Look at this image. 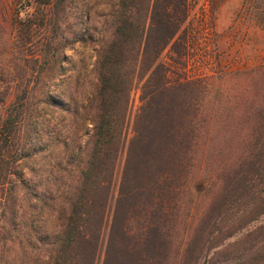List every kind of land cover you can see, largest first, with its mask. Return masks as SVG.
Segmentation results:
<instances>
[{"label":"trees","instance_id":"1","mask_svg":"<svg viewBox=\"0 0 264 264\" xmlns=\"http://www.w3.org/2000/svg\"><path fill=\"white\" fill-rule=\"evenodd\" d=\"M17 1L11 26L36 51L25 68L33 81L0 95L7 196L12 177L24 184L16 165L30 157L21 136L29 140L23 130L34 112L65 109L52 91L64 50L96 43L95 84L82 112L93 131L76 155L70 190L52 197L59 233L46 264H201L214 250L207 264H224L215 256L232 249L242 256L228 264H263L264 235L251 232L234 248L226 242L264 215V65L221 78L191 75L198 38L188 26L191 0H117L97 40L88 17L66 25L69 0H39L35 13L29 0ZM136 80L141 106L128 140ZM221 158L226 168L209 174L207 165ZM28 198L44 204L47 195L29 190L30 207Z\"/></svg>","mask_w":264,"mask_h":264},{"label":"rangeland","instance_id":"2","mask_svg":"<svg viewBox=\"0 0 264 264\" xmlns=\"http://www.w3.org/2000/svg\"><path fill=\"white\" fill-rule=\"evenodd\" d=\"M29 1L32 13H35L40 2ZM69 1L72 6L67 10L66 25L71 26L76 17H88L89 28L96 32L94 39L97 40V32L117 0ZM17 2L0 0V95L7 91L13 93L18 83L28 82L30 76L25 68L30 71L34 66L35 47L22 42L11 26ZM263 3V0H191L192 13L188 26L198 37L192 45L195 52L191 75L221 78L227 72H245L263 66ZM88 34L86 32V37ZM95 45L87 39L85 43L72 44L64 50L65 71L56 80L52 91L62 97L65 109L44 113L39 108L37 113L34 112V124L27 132L23 130L29 135V140L26 141L23 134L21 146L26 145L30 157L22 159L16 166L24 184L12 177L13 196H7V190L4 191L6 194L0 192V264H46L48 260V244L53 243L59 233L58 213L52 197L64 196L70 190V183L79 169L76 155L85 147L93 131L82 112L95 84L91 73L96 61ZM168 57L166 51L164 59ZM140 89L141 84L136 80L131 93L128 140L132 137L133 120L141 106ZM225 164L221 158L219 162L207 165L206 169L210 174L218 167L224 170ZM29 190L38 195L45 193L47 199L44 204H36L35 199L28 198L30 207H27ZM242 209L243 206H238L233 212ZM202 211L203 204L198 212ZM201 217V214L198 215L193 223L195 228ZM251 232L264 235V215L241 234L229 239L226 246L234 248V243ZM232 250L234 252L228 256L220 254L215 258L224 264L233 263L242 256V252ZM214 253L215 250L206 253L201 264H207ZM254 253L245 259H250ZM37 258H40L38 262Z\"/></svg>","mask_w":264,"mask_h":264}]
</instances>
